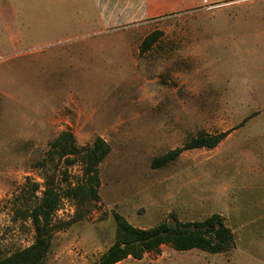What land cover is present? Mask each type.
Here are the masks:
<instances>
[{
  "label": "rangeland",
  "instance_id": "obj_1",
  "mask_svg": "<svg viewBox=\"0 0 264 264\" xmlns=\"http://www.w3.org/2000/svg\"><path fill=\"white\" fill-rule=\"evenodd\" d=\"M174 1L0 0V258L35 241L21 211L50 180L59 200L42 264H95L116 215L148 228L213 213L233 231L230 250L162 245L115 264H264V0ZM66 130L77 147L97 136L109 147L96 199L81 159L51 150ZM225 130L214 148L151 166L201 131Z\"/></svg>",
  "mask_w": 264,
  "mask_h": 264
},
{
  "label": "trees",
  "instance_id": "obj_2",
  "mask_svg": "<svg viewBox=\"0 0 264 264\" xmlns=\"http://www.w3.org/2000/svg\"><path fill=\"white\" fill-rule=\"evenodd\" d=\"M161 31L154 30L147 34L140 43L141 53L146 52L158 40ZM230 130L216 133L199 132L183 145L167 151L152 159L151 166L160 168L175 160L183 151L196 148H214L225 139ZM74 137L69 130L63 131L53 142L51 150L60 156L75 154L85 165L87 175L86 194L97 198L99 185L97 165L107 156L109 147L97 136L92 144L75 146ZM36 188L37 185H34ZM58 193L50 180H46L41 201L28 211H21L31 219L35 231V241L18 251L0 258V264H42L48 248L51 233V214L58 203ZM117 233L114 243L101 255L95 264H115L128 256L140 258L144 253L158 250L162 245H169L177 251L199 249L212 254L226 252L234 245V235L224 218L213 213L200 221L160 222L152 227L132 226L120 215H116Z\"/></svg>",
  "mask_w": 264,
  "mask_h": 264
},
{
  "label": "crops",
  "instance_id": "obj_3",
  "mask_svg": "<svg viewBox=\"0 0 264 264\" xmlns=\"http://www.w3.org/2000/svg\"><path fill=\"white\" fill-rule=\"evenodd\" d=\"M121 4L124 3V0H120ZM152 1V0H150ZM246 0H175L174 3L179 5L180 8H192V7H200V8H217V7H224V6H239L245 3ZM255 1L249 0L248 3ZM126 2V1H125ZM128 2V1H127ZM109 18L115 19H125L127 20V16L120 15V16H110ZM233 232V231H232Z\"/></svg>",
  "mask_w": 264,
  "mask_h": 264
}]
</instances>
